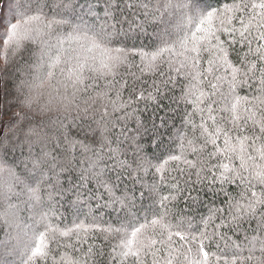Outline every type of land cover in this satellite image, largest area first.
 <instances>
[{"label": "snow or ice", "instance_id": "snow-or-ice-1", "mask_svg": "<svg viewBox=\"0 0 264 264\" xmlns=\"http://www.w3.org/2000/svg\"><path fill=\"white\" fill-rule=\"evenodd\" d=\"M38 262L264 264V0H0V264Z\"/></svg>", "mask_w": 264, "mask_h": 264}, {"label": "trees", "instance_id": "trees-1", "mask_svg": "<svg viewBox=\"0 0 264 264\" xmlns=\"http://www.w3.org/2000/svg\"><path fill=\"white\" fill-rule=\"evenodd\" d=\"M139 43V42H138ZM163 103L167 104V101H163ZM141 107H143V104L141 103L140 105ZM152 115V112L149 111L147 113H145V117L147 118L148 116ZM158 115L163 116L164 113L161 111L158 113ZM178 122V121H177ZM200 187V186H197ZM163 194H167V187L165 186L164 192ZM192 196H201L204 204L202 206H195L191 203V201L186 202L183 198H180L178 201L175 202V210L180 213L181 210H183L184 214L187 215H192L193 213L197 214V215H207V207L208 204L210 202V194H206V189L201 188V191L199 193H197L196 191H192L191 192ZM60 212L63 213V223L61 224V227H63L64 225H68L71 226L73 221L76 222H80V221H84V223L88 224L91 223V220H85V218L83 216L79 217V219H77V217H75L72 214V211L69 207V205H67L66 203L63 204L62 207H60L59 209ZM97 222L100 223L101 225H103L104 221H108L111 219V217H109L108 215L103 214V212L97 214ZM229 236H231V233H229ZM233 239H235V237H233ZM52 247H55V245H52ZM220 249L225 251V252H232V249L227 247L226 242H220ZM212 251H217L215 245H213ZM219 254V253H217ZM231 258V257H229ZM38 264H42V262H38Z\"/></svg>", "mask_w": 264, "mask_h": 264}]
</instances>
